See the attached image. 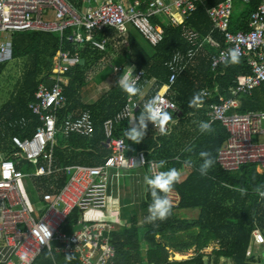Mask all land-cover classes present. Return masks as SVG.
Masks as SVG:
<instances>
[{
    "label": "trees",
    "instance_id": "16d2710c",
    "mask_svg": "<svg viewBox=\"0 0 264 264\" xmlns=\"http://www.w3.org/2000/svg\"><path fill=\"white\" fill-rule=\"evenodd\" d=\"M68 1L83 12L89 9V6L93 7L95 0ZM225 1L201 0L198 8L186 20L178 19L177 22H172L171 17L167 15L152 17V21L158 24L164 33V40L157 46L151 45L135 28L130 29L127 36L111 28L98 30L94 40L85 44L73 42L68 38L62 39L59 33L27 31L14 34L11 58L0 61L1 78L6 62L10 59L31 60L18 101L13 104L6 103L0 111V153L10 156L15 150L12 137H32L42 124L40 117L29 108V103L35 99V92L41 83L52 85L49 77L53 73L58 51L67 49L72 53L79 52L84 59L83 63L73 65L65 74L68 79L65 86L68 104L59 113V127L69 115L78 117L84 111H90L95 122V132L92 136H66L59 131L57 143L53 147L54 164L58 172L50 178L34 177L42 193L46 192V184L51 181L56 182L60 189L66 184L67 166L101 165L112 153L106 144L104 122L120 112L133 97L124 93L116 83L96 102L86 104L83 101L84 89L90 83L91 72L108 57L110 51L115 54L113 63L106 69H100L96 80L106 78L112 72L116 73L114 66L132 64L137 70H144L146 76L158 80L152 94L157 91L166 93L179 106V111L169 112L172 119L166 125L173 124L175 120L177 123L172 128V124L166 128V134H158L149 122L139 145L148 149L149 158L165 162L160 166L161 169L177 171L178 180L173 188L179 192L181 202L179 206L172 205L170 214L165 219L148 222L145 218L152 197L147 186L142 212H130L125 225L113 233V243L117 249L114 264H205L207 258L233 259L236 264H264V259L248 257L247 254L255 221L260 218L257 193L264 191V172H259L256 164L243 165L237 171L225 170L218 163V154L228 140L227 128L220 122L211 123V131L202 132L199 128L201 122H210V105L219 102L221 97H235L234 89L251 73V66L244 58H239L237 63L231 62L213 69L211 54L215 46L224 44V34L215 28L208 10ZM240 1V11L235 16L234 4L231 17L230 29L234 32L249 29L252 13L262 0ZM186 28L200 34L199 42L206 41V49L202 48L176 81L170 84L171 71L168 63L172 56L177 51L186 52L193 47L185 37ZM104 39H107L106 45H103ZM121 75L116 74L117 82ZM206 88L212 92L208 100L201 94ZM197 95L205 104L202 108L189 106V102ZM239 98L242 100V105L237 110L240 113L264 112V85L255 89L251 95H239ZM141 111L142 107L135 115H139ZM190 113L193 114L189 115ZM23 118L27 120L26 126L10 127L12 122ZM129 127L128 120L121 122L116 126L115 134L126 140L128 154H132L133 141L126 136ZM201 152H208L213 160L206 174L200 172L204 161L200 156ZM13 158L21 170L29 172L37 168L33 163L19 161L18 156ZM43 163L44 161L40 160L39 166ZM184 167L189 171L186 178L180 180L179 174ZM32 192L37 196L35 190ZM182 209H198L200 215L192 220L181 218L177 211ZM82 214V210L75 208L64 225V230H72ZM261 222L264 227V219L261 218ZM213 243L216 246L211 247ZM193 248H196L197 254L192 258L171 260L170 249L188 252ZM36 264L82 263L77 255L54 256L47 250Z\"/></svg>",
    "mask_w": 264,
    "mask_h": 264
},
{
    "label": "built area",
    "instance_id": "2783aa9c",
    "mask_svg": "<svg viewBox=\"0 0 264 264\" xmlns=\"http://www.w3.org/2000/svg\"><path fill=\"white\" fill-rule=\"evenodd\" d=\"M200 1L103 0L96 8L82 12L68 0H0V33L5 34L0 41V61L11 58L14 34L27 31L59 33L62 39L85 44L94 40L98 30L111 28L127 36L130 29L135 28L151 45L157 46L164 40V33L152 21V17L167 15L172 22L186 20L198 8ZM234 4L235 0H226L208 10L215 28L224 34V44L215 46V52L211 54L213 69L231 63L229 50L235 49L240 53L239 58L249 63L251 73L234 89L235 97H221L219 102L210 105L209 124L220 122L229 132L227 142L219 151L218 162L221 166L234 171L246 164H256L264 172V112L237 111L242 105L239 95H250L264 85V0L252 13L249 29L236 32L230 29ZM185 37L193 47L186 52L177 51L172 56L168 63L170 84L176 81L202 48L206 49V41L199 42L198 32L186 28ZM106 44L107 39H104L103 45ZM111 55L99 64L95 72H91L90 78L100 69L112 65L114 56ZM83 62L79 52L72 53L67 49L58 51L53 73L49 77L52 85L41 83L35 92V99L29 103L31 111L40 117L41 126L32 137L14 135V152L10 156H0V261L3 264H34L45 250L55 254L77 255L82 264H114L117 249L113 243V233L117 226L109 221L89 222L84 212L108 207L111 180L116 175L119 177L121 171L148 168L150 176L162 171L159 161L149 160L146 152L128 154L126 140L115 134L116 126L127 120V110L135 104V114L148 100L144 92L151 85L155 86L158 80L146 76L144 70H137L132 64L114 66L117 73L131 72L140 93L133 96L114 117L104 122L106 144L112 151L111 155L101 165L67 166L66 184L58 191L46 192L41 196L39 202L44 207L38 210L40 215L35 216L21 188V182L36 176L50 177L58 172L55 169L53 147L57 143L59 131L66 136H92L95 132V122L90 111H84L78 117L69 115L59 127V113L68 104L65 93L68 79L65 74L73 65ZM201 94L208 100L212 92L206 88ZM157 95L160 96L163 110L168 113L179 111V106L166 93L157 92L154 96ZM204 105L200 104L202 107ZM26 125L27 120L23 118L12 122L10 127ZM13 156H18L19 161H29L36 165L35 172L19 169ZM40 160L44 161L41 166ZM262 192L257 193L258 212L264 214V196L260 195ZM168 199L173 206H179L181 202L180 195L174 191L169 192ZM75 208L82 210L83 214L73 229L66 231L63 227ZM255 222L257 227L253 230V242L248 255L253 246H264V232L259 227V218ZM42 228H47L49 232V237L43 243L40 236L36 235ZM21 256L25 260H21Z\"/></svg>",
    "mask_w": 264,
    "mask_h": 264
},
{
    "label": "clouds",
    "instance_id": "9594fccd",
    "mask_svg": "<svg viewBox=\"0 0 264 264\" xmlns=\"http://www.w3.org/2000/svg\"><path fill=\"white\" fill-rule=\"evenodd\" d=\"M229 56L232 63H237L240 53L238 50L230 49ZM117 84L129 97L136 96L140 93V89L137 87L136 81L132 78L130 71L124 72L118 79ZM161 103L160 96L157 95L143 103L142 111L139 115L134 114V109L137 106L135 104L127 110L125 119L128 120L130 127L127 128L126 136L129 140L140 142L145 135V130L149 122L154 126H158L161 134H166L165 125L172 117L167 111L161 108ZM201 103V98L197 95L189 102V106L198 107ZM199 128L202 132L211 131L210 124L206 122H201ZM200 156L204 158L200 166V172L201 174H206L208 169L212 166L213 160L208 152H201ZM164 163V161H161V166H163ZM144 179L152 197V203L148 207V215L145 219L148 222L163 220L170 214L172 207L166 194L170 192L174 183L178 180V173L175 169H168L155 175L145 176ZM260 195L264 196V192L260 193ZM41 232L43 233L42 235ZM36 235L40 236L41 242L43 243L49 237V232L47 228H42L40 231L36 232ZM20 259L25 260V257L21 256Z\"/></svg>",
    "mask_w": 264,
    "mask_h": 264
},
{
    "label": "rangeland",
    "instance_id": "374dc122",
    "mask_svg": "<svg viewBox=\"0 0 264 264\" xmlns=\"http://www.w3.org/2000/svg\"><path fill=\"white\" fill-rule=\"evenodd\" d=\"M243 1V0H242ZM242 6V3L240 0L235 1V16L240 11V8ZM134 29V28H133ZM5 37V34L0 33V41ZM31 66V60L28 58H22V59H10L9 61L6 62V68L4 69V72L0 78V111L1 108L6 104V103H14L18 101L19 93L22 87V84L25 79L26 72ZM117 73V72H116ZM116 73L114 72L113 77H116ZM114 79V78H112ZM115 82V81H114ZM100 84L92 83L90 88V92H92L94 95L93 98L100 97L106 89H101L99 90V87L101 88L102 86H98ZM96 92V93H95ZM61 138L63 139V135H61ZM219 163V162H218ZM225 170L226 168L222 166ZM241 169V168H240ZM230 171V170H229ZM237 171V170H234ZM122 176V175H120ZM119 176V177H120ZM118 178V176L116 175ZM25 182L28 183V179H24V181L21 182V188L25 194V197L31 206V208L34 210V214L36 217H38L39 212L37 210H42L44 207V204L39 202L38 200H35V194L33 191V186L32 184H26ZM117 185V182H115V179L111 180L110 184V189H109V206L107 209H90L84 213V217L86 218L87 221H111V222H116L115 225H118V227H122L121 221L122 220L118 219V215L113 211V209H123L122 204L126 203L124 202V194H123V189H121V192L115 187ZM129 187V186H128ZM126 187V189H128ZM143 191V188L139 185L136 186L134 195L136 197V204L135 206H138L139 210L142 208V199L141 196L137 194H141ZM127 198V197H126ZM35 204H34V202ZM124 202V203H123ZM134 207V206H133ZM131 207H125V209H130ZM179 216L181 218H186V219H197L200 215V210L198 209H182L177 211ZM124 213V211H123ZM216 246L215 243L211 244V247ZM173 250V249H172ZM197 254L196 248H193L192 250L186 252L183 254L182 258H178L177 255L174 254V252H171V260H178V259H190L193 256ZM255 256H258L260 258L264 259V255L262 256L259 254V251ZM205 264H232V262L229 259L222 258V259H210L207 258Z\"/></svg>",
    "mask_w": 264,
    "mask_h": 264
},
{
    "label": "crops",
    "instance_id": "0c3cea01",
    "mask_svg": "<svg viewBox=\"0 0 264 264\" xmlns=\"http://www.w3.org/2000/svg\"><path fill=\"white\" fill-rule=\"evenodd\" d=\"M102 1L103 0H95L94 1V4H93V7L91 6H89V9H87V10H85V11H83V12H86V11H90V9H93V8H96L97 6H99L101 3H102ZM112 54V55H111ZM110 55L111 56H114L115 54L113 53V51H110L109 52V54H108V57L106 58V60L107 59H109V57H110ZM100 64V63H99ZM99 64H98V66H99ZM95 72V71H94ZM113 72H112V74H110L109 76H107L106 78L104 77V78H99L98 80H96L97 79V75H98V72H96V75H94L92 78H89L90 79V83L87 85V87L84 89V99H83V101H84V103H86V104H92V103H94V102H96L100 97H97V98H93L94 97V95L95 94H93L92 92H90V88L89 87H91V85H92V83H96V84H100V85H98V86H102L101 88L99 87V90H101V89H106L105 90V92L109 89V88H111L113 85H115L116 83H117V77H113ZM117 74V73H116ZM112 78H114V79H112ZM150 78H152V77H150ZM115 81V82H114ZM263 86V85H262ZM261 87V86H260ZM154 86H152L151 85V87H149L148 88V90L147 91H145L144 92V95H146V97L148 98V99H150V98H152V97H154V95L157 93V92H159V91H157L155 94H152V92L154 91ZM259 88V87H258ZM96 93V92H95ZM151 93V94H150ZM251 95V94H250ZM244 96H247V95H243V97ZM199 107H201L202 108V106H200L199 105ZM193 113H190L189 115H192ZM177 123V120H175V121H173V124L171 125V127L170 128H172L173 126H174V124H176ZM152 124V123H151ZM170 125H165V129L166 128H168ZM151 126V125H150ZM151 128L154 130V131H156L158 134L160 133V129L159 128H156L153 124H152V126H151ZM145 132H146V130H145ZM169 132H171V129H170V131ZM157 136L158 135H156V138H157ZM141 142V141H140ZM140 142H134L133 141V143H132V149H133V153L131 154V155H136L138 152H146V154L149 152L148 151V149H145V148H141L140 147V145H139V143ZM128 150H129V148H128ZM221 150V149H220ZM13 153V152H12ZM9 156V155H7V153L6 154H2V153H0V156ZM218 156H219V154H218ZM147 157H148V155H147ZM149 158V157H148ZM151 158H149V160H150ZM151 160H157V161H159V164H160V162H161V160H158V159H151ZM27 162H29V161H27ZM18 163V162H17ZM31 163V162H30ZM160 166H161V164H160ZM36 167V166H35ZM162 167V166H161ZM257 167V170L259 171V172H262V171H260L259 170V168H258V166H256ZM24 171V170H23ZM33 171H35V169H32V170H29V172H33ZM162 171H164L163 170V168H162ZM188 171H189V169H186L185 167H184V169L180 172V177H179V179L180 180H184L185 178H186V176H187V174H188ZM24 172H26V171H24ZM121 175L122 176H120V177H114V179H115V182H117V185L115 186V187H117V189L119 190V192H121V189H123V196H124V202H126V203H124V204H122L123 206H122V208L124 209L125 207H131L130 209H125V210H123V209H113V211L118 215V219L119 220H122V217H123V221H121V224H122V227L125 225L124 224V222L126 223L127 222V217L129 216V214H130V212H134V211H137V212H142V211H140L139 210V208H138V206H135V205H137L136 204V197H135V195H134V192H135V189H136V186H141L142 188H143V191H141L142 193L141 194H137L138 196L140 195L141 196V199H142V202L145 200V192H146V188H147V185H146V183H145V176H150V174H149V171H148V168H139V169H133V170H129V171H127V170H125V171H121ZM40 178H45V177H40ZM47 178V177H46ZM48 178H50V177H48ZM32 184V186H33V190H37L36 191V193H37V196H35V200H38V201H40L41 200V196H43L46 192H55V191H58L59 189H60V187L56 184V182H54V181H51V183H49V184H46V187H47V190H46V192L45 193H42L40 190H39V188L37 187V185H36V183H35V180H34V178L33 179H31V180H28V183L27 184ZM129 186V187H128ZM126 187H128V189H126ZM171 191H174V192H176L177 194H179V192L177 191V189H174V188H172L171 190H170V192ZM33 193V192H32ZM168 195H169V193H167V197H168ZM180 195V194H179ZM127 197V198H126ZM181 197V196H180ZM34 202V201H33ZM34 204H35V202H34ZM109 206V205H108ZM134 206V207H133ZM142 206V205H141ZM108 208V207H107ZM106 208V209H107ZM38 211V210H37ZM123 211H124V213H123ZM85 213V212H84ZM39 215H40V213H39ZM258 215H259V227L262 229V231L264 232V227H263V224H262V222H261V218L262 219H264V214H261L260 212H258ZM89 222H97V221H89ZM109 222H111V221H109ZM112 223H114V222H112ZM114 224H116V222L114 223ZM117 226V230L118 229H120V227H118V225H116ZM121 227V228H122ZM257 227V224H256V222H255V225H254V228H253V230L255 229ZM253 230H252V233H251V239H250V244H249V247H248V251H249V249H250V246H252V242H253ZM253 249H252V252H251V254L250 255H248V257H256V258H260V257H258V256H255V254H257L258 253V251H259V254H261L262 256L264 255V246H261L260 248H258V247H255V246H253L252 247ZM45 251H47V250H45ZM44 251V252H45ZM49 251V250H48ZM43 252V253H44ZM170 252H174V254L175 255H181V256H183V254H185L186 252H179V251H175V250H172V249H170ZM43 253L38 257V259L43 255ZM54 256H56V255H60V254H55V253H53V252H51ZM247 254H248V252H247ZM172 258V257H171ZM38 259L35 261V263L34 264H36V262L38 261ZM261 259H263V258H261ZM178 260H185V259H178ZM231 262H232V264H236L235 263V261L233 260V259H229ZM0 264H3V262H1L0 261ZM140 264V263H139Z\"/></svg>",
    "mask_w": 264,
    "mask_h": 264
},
{
    "label": "bare ground",
    "instance_id": "6f19581e",
    "mask_svg": "<svg viewBox=\"0 0 264 264\" xmlns=\"http://www.w3.org/2000/svg\"><path fill=\"white\" fill-rule=\"evenodd\" d=\"M178 256V258H182V256L179 254V255H177Z\"/></svg>",
    "mask_w": 264,
    "mask_h": 264
}]
</instances>
